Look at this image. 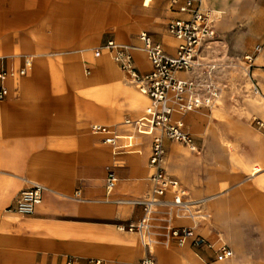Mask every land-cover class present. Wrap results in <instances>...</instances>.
<instances>
[{
  "label": "crops",
  "instance_id": "0c3cea01",
  "mask_svg": "<svg viewBox=\"0 0 264 264\" xmlns=\"http://www.w3.org/2000/svg\"><path fill=\"white\" fill-rule=\"evenodd\" d=\"M209 1L219 8L226 4L232 6L226 0ZM49 7L52 22L45 28V22L38 17ZM142 7L141 0H0V51L15 46L34 52L0 56V63L3 60L19 66L21 56L28 54L32 66L25 74L33 68L30 75L8 78V94L0 99V264H63L64 259V264H137L141 256L148 254L147 247L132 234L118 230L116 225L139 219L143 205L135 200L145 199L151 192L149 177L153 168L148 157L152 136L139 135L136 150L114 152L110 145L90 132L89 125L104 123L117 133H133V127L123 122L128 130L119 132L110 123L90 121L82 109L77 111V100L89 97L83 90L90 87L105 84L115 89L120 86L125 90L122 98L131 93V84L125 82V74L112 64L106 51L93 58L83 48L98 31L108 27L117 32V37H122L126 15L140 16ZM58 10H61V17H58ZM238 11L230 7L232 15ZM112 23L118 24L119 29ZM148 23L159 31L161 42L169 53L173 46L175 49L168 41L172 36L159 20ZM19 25H24L26 30L34 29L32 33L43 42L32 38L25 30L22 32ZM133 50L139 68L149 69L141 46ZM262 57L264 45L254 56L253 64ZM65 58L68 59L63 70ZM179 74L185 76L190 72ZM253 75L250 79L257 80L260 92L247 101V106L261 118L252 117L264 122V67L255 68ZM17 76L19 78L12 85L10 80ZM94 102L91 114L97 119L106 116L112 120L122 112L137 118L144 107L108 109ZM205 116L212 133L203 141L206 153L215 142L226 149L215 124L217 117H212L211 113L206 114L200 108L191 110L185 118V129L188 131L187 123ZM192 135L198 145V150L192 151L197 153L201 146ZM167 139L164 138L165 150H168L164 162L167 172L175 173L187 188H204L203 180L196 178L195 172L203 161L210 159L211 153L190 156L182 146L171 144ZM102 145L110 149L111 164L106 167L112 166L117 174L111 192L105 188L106 171L102 169V161L106 151ZM228 154L233 158L239 154L243 161L224 163L227 175L223 183L227 186L211 196L194 198L203 203L208 217L203 216L207 219L189 220L191 226L207 234L208 239L201 235L210 242L211 249L222 245L232 249L229 261L219 264H264V150L246 149ZM255 164L257 171H251ZM32 181L45 185L47 190L32 214L18 215L9 207L14 205L18 192ZM77 189L80 199L69 194ZM175 218V222L187 223L185 216L176 214ZM206 247L201 246L198 251L209 258L212 250ZM179 251L184 252L191 263L201 264L186 246L176 252ZM152 254L163 263L173 259L172 252L162 253L160 249Z\"/></svg>",
  "mask_w": 264,
  "mask_h": 264
},
{
  "label": "built area",
  "instance_id": "2783aa9c",
  "mask_svg": "<svg viewBox=\"0 0 264 264\" xmlns=\"http://www.w3.org/2000/svg\"><path fill=\"white\" fill-rule=\"evenodd\" d=\"M169 5L181 14L172 15L166 21L167 30L175 41L173 52L169 53L164 44L156 40L149 31L142 29L138 32V39L142 43V50L150 65L149 69L141 70L134 60L130 46L112 38H107L93 51L94 57H99L103 51L108 52L126 77L137 84L149 99L141 115L134 119H124V123L133 127V133H117L114 128L104 123L93 122L89 125L90 132L98 136L103 143L110 145L114 152L136 150L139 135L152 136L151 152L148 157V163L153 168L149 177L152 197L135 200L143 205L139 219L116 225L120 231L135 233L142 245L147 247L148 254L141 256L137 264H157L150 251L152 213L156 211L157 205L171 208L176 206V214L188 218L197 217L198 221L204 219L198 210L190 208L189 201L184 199L183 190L178 186V180L167 174L163 168L162 159L166 152L164 138L181 142L191 151H197L198 145L192 133L185 129V118L191 110L208 107L221 96L219 84L214 76L215 70L220 68V65L215 61L206 62L202 58L203 45L217 34L216 23L220 18L219 13L212 7L204 5L203 0H169ZM259 49L260 46L257 45L250 54H244L243 57L248 61L247 68L253 65L254 56ZM21 61L19 66L1 61L0 99L8 94L7 79L15 75H23L31 68L30 55H22ZM229 61L230 64H235L233 58ZM86 71L89 73L88 69ZM179 71L190 74L181 76L177 74ZM253 88V92L259 94L260 89L256 83ZM249 123L264 129V122L257 117H251ZM106 169L105 188L107 192H111L115 188L117 174L112 166H107ZM46 190L45 185L32 181L18 192L14 205L9 208L18 215H30ZM167 191L171 192V199H162ZM72 197L80 199V190H75ZM162 219L169 223L170 216L168 218L164 215ZM163 228L168 241L181 245L190 241L193 245L211 248L208 240L195 232L193 226L166 224ZM232 255V249L227 245L215 250V258L218 260L230 259ZM95 262L100 263V260Z\"/></svg>",
  "mask_w": 264,
  "mask_h": 264
},
{
  "label": "rangeland",
  "instance_id": "374dc122",
  "mask_svg": "<svg viewBox=\"0 0 264 264\" xmlns=\"http://www.w3.org/2000/svg\"><path fill=\"white\" fill-rule=\"evenodd\" d=\"M226 1H228V3H231L232 6H228L226 4L224 8H219L211 4L209 0H203L204 5H208L213 9L217 10V12L220 15V18L217 20L216 23L217 34L214 38L208 39V41L203 45L202 49L204 55L202 54L203 56L202 58L206 62L215 61L219 63L220 68L215 70L214 76H216V80L219 84L221 96L219 99H217L215 102L210 104L208 107H200V109L205 111L206 114L211 113L212 117L213 116L217 117V119L215 120V124L216 127L221 131L220 133L222 134L221 143L225 145L226 149L220 146V143L218 142H215L214 144L211 145L210 150L207 152V153H211L210 159L207 161L206 160L203 161L200 168L195 172L196 178H199V180L201 178L203 180L204 188H199V189L192 187L187 188L186 186H184V184H182L183 182L175 175V173L173 174L167 172V169L165 168L164 165L166 152L168 151L167 148L165 155L162 159L163 168H165L167 174L173 177L175 176L177 178L178 183L181 186V189L183 190L184 199L189 201L188 204H190V208L192 210L195 208L196 210H198V213L200 215H206V217H208V214H207V210H204L202 207L203 203H201V201L195 200L194 198L211 196L212 194L220 192L224 187L227 186L223 183V181L225 180L224 177L227 175L226 168L224 167V163L226 162L228 164L229 162L243 161V159L240 158L241 155L239 154L233 155L235 157L233 158L232 155L228 154V152H233V151L241 152V151H246V149L264 150V130L251 125L248 121L249 117L252 116L260 117V116L257 115L255 111H251L247 109V103H248L247 101L250 100L252 97L255 98L257 95V93L253 92V86L257 82V80L255 79L251 81L250 76L251 77L255 76L253 75V70L255 68L262 69L264 67V57L255 61V64H253L249 68H247L248 61H246L245 58L243 57L244 54H250L255 46L259 45L260 47H262L264 45V0H226ZM230 7L235 8V10L236 9L239 10L238 13L232 15L230 13ZM142 8L143 10L141 11L140 16L138 15L136 16L134 14L126 15L127 23L123 24V26L133 25V27L139 24L140 26H137L138 29H134L132 31L123 30L122 37H117V32L111 27H108L106 29H101L95 35L94 39L90 43H88L89 45H86L88 48L87 47L83 48V51L86 49L91 57L98 58L93 56L94 49L96 47H99V45H101L107 37H111L116 41L125 43L128 46H130L132 52L134 53L133 48L135 46L140 45L142 48V43L138 39V32L142 29L149 31L156 40L161 41L159 31L157 29L152 28L151 25L148 23L149 21L159 20V22L163 24L166 31L168 32L166 25L167 19L171 15H181L180 13H177L171 8V6L169 5V0H151L147 6H143ZM58 17H61V10L60 11L58 10ZM38 19L43 20V22H45L44 27L47 28L48 25L51 24L52 22L51 7H49V9H47L45 13L40 14ZM19 27L22 32H24L25 30L26 32H28L29 35H31L32 38L36 39L39 42L42 41L37 38L36 34L32 33L34 29L26 30L24 28V25H19ZM116 28L119 29L118 24H116ZM69 39H71V37H69ZM173 51H174V46L171 49L170 53ZM29 52L34 54V52L30 49L15 48V46H13L10 48L9 47L5 48V50L3 51H0V56L5 54L18 55L20 53H29ZM262 52L263 51H260V54H263ZM106 53L109 54L108 52ZM101 54L102 52L100 53V55ZM231 58L235 60V64H230L229 60ZM67 59L68 58L63 59L64 62L63 70L66 67ZM35 60L37 59L35 58ZM109 60L112 62L113 65L118 67V65L114 62V60H112L111 55ZM80 67L82 69L83 64ZM32 71L33 68L30 69L25 75H30ZM87 74L89 75V73ZM187 75L189 74H185V76ZM17 78H19V76L15 77L13 80L11 79L10 83L13 85V83ZM123 78H125L126 82L134 86V83H132L128 78H126V75L125 76L123 75ZM99 85L105 86L108 89L109 92L107 94L109 97V102L113 104H119L125 106L127 105L126 108L133 110L131 106L127 104V99L130 98V96L123 98L120 97L122 95L119 90L121 89L120 86L113 89L105 84H99ZM89 89L90 88L83 90V93L88 95L89 97L83 96L82 94H78L77 92L79 96L81 95L84 97V100L82 101L77 100L78 101L77 111H81L82 109L84 114L89 116L90 121H103L94 117V115L91 114V109L93 105H95L94 100L97 101L98 103L105 102V100L98 101L95 97H92L89 94ZM74 90L76 89L74 88ZM143 101L145 102L146 105L148 102V97L145 96ZM143 110L144 107L139 112V115L142 113ZM124 114L125 113L122 112L121 113L122 116L118 115V117L112 120L106 119L104 120V122L110 123L115 127H117L116 129H118L119 132H126L128 130V127L125 126L123 123V120L126 116ZM206 119L207 116H205V118L202 120L201 119L197 120V118H195L194 121H191V123H187L188 131L192 132L195 138L197 139V141L200 143L201 150L199 152L197 153L193 151L191 152L187 146L175 140L167 139L168 142H170L171 144L176 143L182 146L184 149L188 151L190 156H202L203 154L206 153L203 146L204 138L212 134L208 128V121ZM86 130L89 133V129L87 125H86ZM102 146L104 148V151H106L104 154V159L102 161V167H103L102 169L105 172L106 165L111 164L110 149L107 146L104 145ZM131 154H135V153H131ZM124 163L125 164L127 163L126 159ZM256 168L257 166L255 164V167L251 168V171H257ZM188 175H189L188 177H191L189 173ZM69 194L72 195L73 194L72 191ZM171 196H172L171 192L167 191L166 194L162 196V199L169 200L171 199ZM150 197H152L151 192L149 193L148 197H146L145 199H148ZM107 198H110V196H108ZM155 208L156 211L152 213V223H153V227L151 230V238H152L151 245H153L152 252L154 254H157L158 249H160L162 253L172 252L171 256L173 258L169 262L163 263L160 262L158 259H156L155 256L151 253L153 257L156 259L157 264H195L190 262V259L187 258V255L184 252L183 253L181 251H179V253L176 252L178 249L180 250L182 246L183 247L186 246L187 251L193 257L197 258L201 262V264H219L220 262L229 261V259L218 260L217 258H215L216 249L209 248L210 250H212L210 251V254L212 256L206 258L201 254L200 251H198V249H200L201 246H197L195 244L193 245L190 243V241L185 242L183 245H181L176 242L166 240L165 228H163V226L166 224H170V225L180 224L178 222H175L177 207L175 206L171 208L168 206L157 205V207ZM164 215H166L168 218L170 216V219H168L169 223L165 222L162 219ZM195 218L197 219V217ZM181 219L184 218L181 217ZM189 219L190 218L185 217L187 223H181V224L191 226L192 222H190ZM194 229L195 232H198L207 238L206 233L198 231L196 227H194ZM122 232L132 234L135 237L136 241L140 242L135 233L130 231H123V230ZM160 257L162 258L163 256L160 255ZM64 261L65 259L63 260V264ZM236 261L240 262L242 260H236ZM231 262L234 261L231 260Z\"/></svg>",
  "mask_w": 264,
  "mask_h": 264
},
{
  "label": "bare ground",
  "instance_id": "6f19581e",
  "mask_svg": "<svg viewBox=\"0 0 264 264\" xmlns=\"http://www.w3.org/2000/svg\"><path fill=\"white\" fill-rule=\"evenodd\" d=\"M149 1L150 0H141V5H143V6H147L148 4H149ZM112 26L113 27H115L116 28V24L115 23H112ZM137 26H140L139 24L138 25H135L134 27H133V25L132 26H130V25H125L124 26V28H126V30H129V29H134V28H137ZM168 41H170L171 42V44L173 45L175 42L173 41V39L172 38H169L168 37ZM142 51V50H141ZM200 55H201V53H200ZM204 55V54H203ZM184 72H186V71H179V72H177V74L178 75H181V76H183L184 74H179V73H184ZM124 73V72H123ZM198 73V72H197ZM199 74V73H198ZM127 78V77H126ZM129 79V78H128ZM126 82V81H125ZM131 87H130V91H131V93H128L129 94V96H130V98H128L127 99V104L129 105V106H131V108L134 110V108H136V106H138V105H143L144 106V108H145V102L143 101L144 100V97H145V94L144 93H142L141 92V90L139 89V87L138 86H133L132 84L130 85ZM254 89V88H253ZM120 90V92H121V94L123 93V92H125V90L124 89H119ZM109 91H108V89L105 87V86H101V85H99V86H94V87H90V89H89V94L92 96V97H95L98 101H104L105 100V102H100V103H102V104H104V106L106 107V108H108V109H112V108H114V107H120V109L121 110H127L128 108H126L127 107V105L125 106V105H119V104H113V103H111V102H109V97H108V93ZM148 103V102H147ZM247 109H248V106H247ZM107 111V110H106ZM252 111V110H251ZM105 115L107 114V113H104ZM113 114V113H112ZM120 116H122L121 114H119ZM124 115H126L125 116V118L124 119H126V118H131V119H134V117H132V116H130V115H127V113L126 114H124ZM231 115V114H230ZM104 117H106V116H104ZM104 117H102V118H100L99 120H106L107 119V117L106 118H104ZM263 119H264V115H263ZM123 122H124V120H123ZM121 124H123V123H121ZM142 154V153H141ZM177 215H179V216H182L181 214H177ZM186 217V216H185ZM193 218H195V217H193ZM193 218H190V219H193ZM183 245V244H182ZM152 246L153 245H151V247H150V251H151V253H152ZM237 250V249H236ZM229 264V263H228ZM234 264V263H233ZM236 264V263H235Z\"/></svg>",
  "mask_w": 264,
  "mask_h": 264
}]
</instances>
